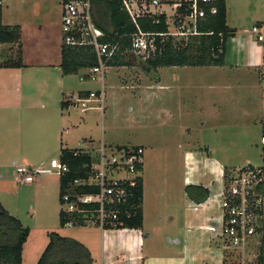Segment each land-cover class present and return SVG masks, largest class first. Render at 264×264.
<instances>
[{"label":"crops","instance_id":"1","mask_svg":"<svg viewBox=\"0 0 264 264\" xmlns=\"http://www.w3.org/2000/svg\"><path fill=\"white\" fill-rule=\"evenodd\" d=\"M26 1L37 6L42 13L37 17L42 24L33 28V24L29 22L28 26L30 38L34 42L29 54L36 57L26 59L20 48L22 66L0 67V152L16 153L17 157L13 161L14 165L12 164L15 171L18 166L31 170L40 168L35 166L31 158L32 152H38V139L32 141L28 135L35 127L44 139L46 135L50 137L53 131L60 135L57 156L54 157H58L60 148H78L70 147L68 140H63L64 134L76 126L71 124L69 107L74 103L71 98L79 92L87 93L82 97L91 92L83 88L72 89L67 77L70 74L61 73L60 29V35L57 32L58 36H55L56 48L51 50L45 45L48 42L45 40L54 33L46 20L51 0H24L25 3ZM58 1L61 10L62 3L61 0ZM146 1L150 3L151 0ZM173 1L175 0H158L159 4H150L149 9L151 13H163L166 21H169L174 12ZM224 1L226 24L235 30L225 41L224 65L167 66L174 68L171 72L173 78L164 82L157 77L154 88L151 87L152 82L141 78L133 83H124L120 78L125 71L119 69L125 66L104 68L103 74L111 67L117 69L114 82L110 85L118 86L119 90H130L133 95L141 88L144 90L145 94L137 99V110L132 117L133 125L162 129V133L153 129L149 135L141 134L125 142L101 141L105 145L143 147L140 171L142 223L140 228H103L86 224L81 225V228H91L90 231L76 234H61L57 231L62 236L81 242L89 250L92 264H223V249L219 246L216 234L223 213L224 171L227 169L233 173L239 167L251 165L247 157L240 164L233 162L234 158L227 153V145H240L244 149L257 144L255 132L260 135V145L264 140V84L261 81L264 67V27H261L264 25V0ZM168 4H171V13L166 11ZM3 18L4 10L0 1V22L7 24ZM14 24L20 26L21 39L25 25L23 22ZM253 25L261 28V40H257L256 35L251 32ZM1 44L3 43L0 46ZM221 70H227L229 75L224 78L216 76ZM175 71L183 77L176 76ZM86 74L83 72L81 76L85 78ZM194 84L212 91L207 103L203 102L207 110L200 108L198 112L189 114L181 108L176 96L167 95L166 98L171 103L164 105V95L157 94L158 87L173 94L177 86L190 87ZM106 87L103 83L99 90L93 91L100 100L105 97ZM65 100L69 102L62 108L60 103ZM34 107L40 111L32 112ZM205 131L213 135V142L205 139ZM13 139H17L16 144H13ZM91 144L94 143L87 141L86 146L81 149L93 152L99 146L98 144L92 149L88 147ZM174 152L177 153L182 171L178 177L169 174ZM51 158L53 156L49 160ZM2 167L3 165L0 166ZM186 185H201L207 190V196L201 202H195L185 193ZM262 209L264 220V198ZM56 214L58 216L57 212ZM44 229L52 230L50 226ZM29 236L30 231L26 240ZM262 249L264 264V233ZM23 251L22 247L21 260L25 263ZM37 255L31 253L30 257L40 256Z\"/></svg>","mask_w":264,"mask_h":264},{"label":"rangeland","instance_id":"2","mask_svg":"<svg viewBox=\"0 0 264 264\" xmlns=\"http://www.w3.org/2000/svg\"><path fill=\"white\" fill-rule=\"evenodd\" d=\"M2 8L4 10L3 21L7 24H14L23 22L24 32L20 39V48L23 49L24 57L26 59H34L36 56L29 54L31 47L34 42L30 38L28 26L32 23L33 28L38 24L43 22L39 20L38 15L42 14L39 8L35 5H31L30 2L26 3L24 0H1ZM159 4V2H158ZM6 8V9H5ZM48 13L46 20L50 24L53 35L46 39L48 41V49L53 50L57 37L55 36L60 29V4L58 0H51L48 4ZM167 13H171V4H168L166 7ZM170 21V20H169ZM23 25V26H24ZM42 33L45 34L43 29ZM60 35V32H58ZM44 40V39H43ZM44 41V42H45ZM62 43V42H61ZM0 46V61H3L8 58H14L16 51L18 49V42L16 43H3ZM12 47V49H11ZM30 55V56H29ZM128 58L132 61L131 65H126L125 67L120 68L125 71L124 75L121 76V80L124 83L135 82L137 80H145L146 82H152V88H154V80H157L159 77L162 81L167 82L173 78L171 72H173V67L162 66L158 67L155 70L145 71L144 65L140 63L139 59L133 55L131 52L127 55ZM22 57V56H21ZM179 69V68H176ZM116 68H109L106 70V73L97 75L94 78L85 77L84 79L80 78L83 72L87 73L88 69H80L77 73L70 74L67 77L70 79L71 88L78 89L83 88L86 90L96 91L101 88L103 83L106 84L105 97L100 100L97 96L91 97L90 100L86 103L84 109L81 108L80 103L76 102V95L74 94L71 101L74 102L70 104L69 111L71 113V124H76L74 129L68 131L63 136V140L67 139L70 147H85L87 141H91L94 144L89 145V148L97 147L101 144V141L113 140L118 142L122 140L123 142L127 140L135 139L141 134L149 135L153 129L162 133V129L155 128H140L137 125H133L134 121L132 119L133 115L136 113L138 106V97L143 96L145 92L141 88L140 91H136V94L133 95L130 90H119L118 86L110 85L115 79ZM147 72V73H145ZM176 76L183 77V75L175 71ZM229 75L227 70H221L220 74L216 76L224 78ZM194 77H197L196 75ZM144 81V82H145ZM143 82V83H144ZM149 85V84H147ZM109 86V87H108ZM149 88V86H148ZM157 88V87H156ZM162 97V103L164 105H170V101L166 98L167 95L171 94L178 98V101L181 105V108L187 111L189 114L198 112L200 108L206 109L203 102H206L212 96V91L205 90L200 84H194L190 87L188 86H177L171 92L166 90H161L160 87L157 88ZM149 89L147 90V92ZM155 91V89L153 90ZM70 99V98H69ZM37 107V106H36ZM34 107L31 111L38 113L40 111ZM207 110V109H206ZM131 116V118H129ZM158 132V133H159ZM48 134V132H47ZM7 135V134H6ZM29 139L37 141L38 152H32L31 158L36 164L35 166L40 168H48V162L50 157L57 156V146L60 142V135L56 134L53 131L49 135L42 137L41 133H38L36 127L29 131ZM205 139L209 142H213V135L209 131H205ZM26 137V135H25ZM255 137L257 138L256 143L252 146L241 148L240 145L230 146L227 145V153L231 155L233 162L240 164L244 157L249 158L251 165L257 166L261 164L260 156V135L255 132ZM2 138V137H1ZM9 139V135H7ZM34 139V140H33ZM13 144H16L17 139H13ZM4 142V141H3ZM33 145V143H32ZM92 152V150H90ZM173 152V151H172ZM217 154V150L214 151ZM219 152V151H218ZM0 203L1 205L13 216L17 217L23 226L29 228L30 236L28 240L23 243V254L25 263H34L38 257H30V254L41 253L45 247L49 231L60 232L61 234H76L81 231H90L91 228H81V225H72V226H60L58 222V213L61 204L59 203V176L54 171H45L38 174H35L28 181H23L19 174L15 171L13 166L15 159L17 157L16 153L0 152ZM4 153L6 155H4ZM177 153L174 152L173 162L170 163L169 174H172V177L181 176L182 171L177 161ZM2 155V159H1ZM170 160V159H169ZM14 161V162H13ZM3 162V164H2ZM13 164V165H12ZM233 170L231 173L233 177L239 174L238 170ZM21 179V180H20ZM89 225V224H88ZM52 228L44 229V228ZM57 232V233H58ZM264 230L255 232L252 236L246 248L242 250L234 249H223V256L225 259L224 264H242L246 259H249L253 256H257L258 249L263 238ZM43 244V245H42ZM220 245V243H219ZM37 255V256H39Z\"/></svg>","mask_w":264,"mask_h":264},{"label":"trees","instance_id":"3","mask_svg":"<svg viewBox=\"0 0 264 264\" xmlns=\"http://www.w3.org/2000/svg\"><path fill=\"white\" fill-rule=\"evenodd\" d=\"M1 1V0H0ZM69 0H61V3ZM91 8V21L101 31L99 42L115 45L116 49L109 57H102L105 66H126L132 61L128 58L130 52L131 34L135 31V25L130 20L127 12L119 0H89ZM216 13L206 14L197 22V35L188 36L186 40L176 39L167 34V23L163 13H147L136 18V23L143 31L158 33L154 37L155 48L148 57L141 61L145 68L155 70L161 66H205L224 65L225 41L229 32L235 30L228 27L225 21L226 7L224 0H216ZM177 12H183L178 9ZM20 26L7 25L0 22V43H16L18 49L14 58H8L0 62V67L22 66L20 53ZM140 61V60H139ZM98 64L97 57L91 45H60L59 67L63 75L77 73L83 68H91ZM87 94L79 92V96ZM69 101H61V107L67 106ZM264 126V117L262 118ZM264 138V129L262 130ZM261 165L254 167L250 164L242 166L238 172L245 169H258L256 177L259 181L254 186L255 195L247 196L248 210L257 218L261 226L257 231L264 230L262 218L263 204L256 203L258 196H264V142L260 147ZM58 159L68 167L64 175L59 176V203L61 194L68 187V183L74 178L82 177L88 169L90 156L81 148H60ZM141 171V165L139 167ZM233 175L227 169L224 171L225 190ZM77 192L94 191L87 186L75 187ZM185 193L195 202H201L207 196V190L201 185H186ZM142 181L140 174L135 177V184L128 188L125 201L116 206L118 217L112 224H105L103 228H140ZM230 198V197H229ZM228 198V199H229ZM94 208L95 206H87ZM68 221L73 225H84L83 219L76 212L58 211V222L64 226ZM29 234V228L23 226L20 220L11 215L0 203V264H27L21 260L23 243ZM48 241L37 261L29 264H92L89 250L78 240L62 236L55 231L47 233ZM262 240L258 249L257 260L263 261ZM225 259H223V264Z\"/></svg>","mask_w":264,"mask_h":264},{"label":"built area","instance_id":"4","mask_svg":"<svg viewBox=\"0 0 264 264\" xmlns=\"http://www.w3.org/2000/svg\"><path fill=\"white\" fill-rule=\"evenodd\" d=\"M130 20L135 25V31L131 34L130 52L140 61H144L154 51V37L158 33L143 31L136 23L140 15L151 13L149 5L158 4V0H119ZM216 0H175L172 3L174 12L167 23V34L180 40H186L188 36L197 35V22L206 14L216 13ZM182 9L183 12H177ZM261 27H264L262 25ZM260 27L253 25L251 32L257 40L263 38ZM61 41L67 45H91L97 57L98 64L87 68V77L94 78L97 73L103 74L106 67L102 57H109L116 49L115 45L99 42L101 31L91 21V8L89 0H69L61 4L60 10ZM84 78V77H80ZM261 81L264 84V67ZM91 91L87 96H76V102L81 108L91 97H95ZM264 142V140H263ZM262 142V143H263ZM90 156L88 169L84 175L74 178L68 183V187L61 194V209L64 212H76L83 219L84 225L92 224L103 227L112 224L118 217V209L127 197L128 188L135 184V177L140 174L139 167L142 163L143 147L139 145H105L100 144L93 152L87 151ZM54 171L58 176L68 171L66 164L61 163L58 157L49 160L48 168L31 170L25 166L16 168L17 174L28 181L35 174ZM258 169H245L228 183L227 190L223 193V213L217 231L221 249L244 250L257 232L261 224L256 216L248 210L247 196L255 195L254 186L259 181L256 174ZM87 186L94 191L77 192L75 187ZM230 197V198H229ZM229 198V199H228ZM264 196H258L256 203L263 204ZM87 206H95L88 208ZM65 225H73L68 221ZM242 264H263L257 260V256L246 259Z\"/></svg>","mask_w":264,"mask_h":264},{"label":"water","instance_id":"5","mask_svg":"<svg viewBox=\"0 0 264 264\" xmlns=\"http://www.w3.org/2000/svg\"><path fill=\"white\" fill-rule=\"evenodd\" d=\"M232 34H233V32H229V33H228V36H232ZM144 69H145V71H150L149 68H145V67H144ZM263 227H264V224H263Z\"/></svg>","mask_w":264,"mask_h":264}]
</instances>
